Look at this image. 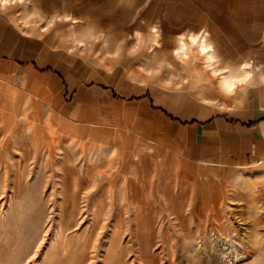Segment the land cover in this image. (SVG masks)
<instances>
[{
  "label": "rangeland",
  "instance_id": "rangeland-1",
  "mask_svg": "<svg viewBox=\"0 0 264 264\" xmlns=\"http://www.w3.org/2000/svg\"><path fill=\"white\" fill-rule=\"evenodd\" d=\"M3 12L142 69L170 108L236 121L250 146L236 168L190 165L128 114L79 145L41 106L0 108V264H264V140L243 127L264 119V0H25Z\"/></svg>",
  "mask_w": 264,
  "mask_h": 264
},
{
  "label": "crops",
  "instance_id": "crops-1",
  "mask_svg": "<svg viewBox=\"0 0 264 264\" xmlns=\"http://www.w3.org/2000/svg\"><path fill=\"white\" fill-rule=\"evenodd\" d=\"M171 99L142 69L70 51L61 39L24 31L0 13V108L18 113L20 107L41 106L57 132L79 145L103 138L113 117L128 114L182 146L190 165L236 168L244 162L240 154L250 138L238 122L208 110L192 117L170 108ZM243 127L258 129L264 140V119Z\"/></svg>",
  "mask_w": 264,
  "mask_h": 264
},
{
  "label": "snow or ice",
  "instance_id": "snow-or-ice-1",
  "mask_svg": "<svg viewBox=\"0 0 264 264\" xmlns=\"http://www.w3.org/2000/svg\"><path fill=\"white\" fill-rule=\"evenodd\" d=\"M25 3V0H0V13H3L5 8L15 6V5H22ZM193 43H195V40H193ZM247 67V66H245Z\"/></svg>",
  "mask_w": 264,
  "mask_h": 264
},
{
  "label": "trees",
  "instance_id": "trees-1",
  "mask_svg": "<svg viewBox=\"0 0 264 264\" xmlns=\"http://www.w3.org/2000/svg\"><path fill=\"white\" fill-rule=\"evenodd\" d=\"M261 121V120H260ZM260 121H256V122H251L249 124H245L244 126L248 127V128H254L257 126V124L260 122Z\"/></svg>",
  "mask_w": 264,
  "mask_h": 264
}]
</instances>
